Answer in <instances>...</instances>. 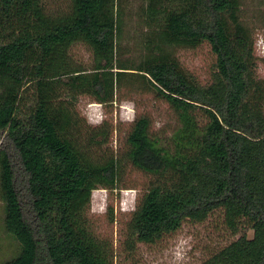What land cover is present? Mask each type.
Returning a JSON list of instances; mask_svg holds the SVG:
<instances>
[{
    "label": "trees",
    "instance_id": "1",
    "mask_svg": "<svg viewBox=\"0 0 264 264\" xmlns=\"http://www.w3.org/2000/svg\"><path fill=\"white\" fill-rule=\"evenodd\" d=\"M124 7L70 0L53 13L45 0H0V156L14 222L31 245L10 264H109L79 205L94 176L82 149L94 138L86 142L74 114L55 111L49 93L97 96L98 77L114 71L115 79L144 78L169 100L184 125L179 141L195 143L194 161L176 180L179 202L152 206L144 234L171 220L201 224L221 211L239 237L201 264H264V80L240 0H146L139 16L149 33L138 62L120 51ZM204 43L215 56L210 81L193 83L165 50ZM77 44L91 50L90 69L74 62ZM195 114L207 121L202 128Z\"/></svg>",
    "mask_w": 264,
    "mask_h": 264
},
{
    "label": "rangeland",
    "instance_id": "2",
    "mask_svg": "<svg viewBox=\"0 0 264 264\" xmlns=\"http://www.w3.org/2000/svg\"><path fill=\"white\" fill-rule=\"evenodd\" d=\"M45 1L53 13H60L70 0ZM122 1L125 25L120 51L138 62L145 55L143 41L149 33L139 16L146 0ZM240 4V18L253 36L257 75L264 80V0H240ZM165 51L193 83L210 81L215 56L209 44ZM71 55L74 62L90 69L93 54L89 47L77 44ZM115 72L98 77L97 96L82 89L71 101L60 87L49 93L55 111L64 117L69 112L74 114L78 124L75 130L81 128L86 142L94 138L90 148L82 149L94 176L79 193L81 215L91 240L99 244L109 264H201L239 234L228 230L221 211H215L201 224L171 220L152 235L144 234L152 206L162 201L179 202L176 180L194 161L195 143L179 141L184 125L169 100L158 95L144 78L115 79ZM193 118L197 128L207 122L197 114ZM104 123L108 126L98 128ZM3 159L0 156V264H10L26 257L31 245L13 219L14 204L7 189ZM105 187L111 191L101 189Z\"/></svg>",
    "mask_w": 264,
    "mask_h": 264
}]
</instances>
